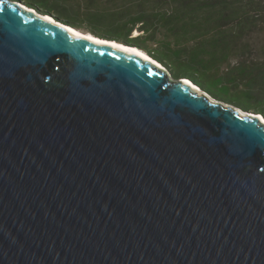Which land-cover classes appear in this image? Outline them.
I'll list each match as a JSON object with an SVG mask.
<instances>
[{"label": "water", "instance_id": "water-1", "mask_svg": "<svg viewBox=\"0 0 264 264\" xmlns=\"http://www.w3.org/2000/svg\"><path fill=\"white\" fill-rule=\"evenodd\" d=\"M62 24L0 0V264H264L262 114Z\"/></svg>", "mask_w": 264, "mask_h": 264}, {"label": "trees", "instance_id": "trees-1", "mask_svg": "<svg viewBox=\"0 0 264 264\" xmlns=\"http://www.w3.org/2000/svg\"><path fill=\"white\" fill-rule=\"evenodd\" d=\"M23 1L83 31L137 46L175 78H190L214 97L264 116V0Z\"/></svg>", "mask_w": 264, "mask_h": 264}, {"label": "bare ground", "instance_id": "bare-ground-1", "mask_svg": "<svg viewBox=\"0 0 264 264\" xmlns=\"http://www.w3.org/2000/svg\"><path fill=\"white\" fill-rule=\"evenodd\" d=\"M48 19H52V17L49 15L47 16ZM61 27H64L65 29H68L70 32H72L73 34L77 35V36H80V37H85L87 39H90V40H94V41H101L100 38L94 36V35H91V34H88L89 32L86 33V31H83L81 29H78L76 27H73V26H70V25H67V24H62ZM120 45H122L124 48L130 50V51H133L139 55H142V57L146 58V59H150L151 61L155 62L159 67H162V68H165V66L158 60L154 59L153 57H151L146 51H142L140 48L138 47H128V46H124L121 42H119ZM185 81H190L189 83H191L194 87H196L197 89L201 90L200 87L194 83L191 79L189 80H185ZM261 115V114H260ZM262 117V120H264V116L261 115Z\"/></svg>", "mask_w": 264, "mask_h": 264}]
</instances>
